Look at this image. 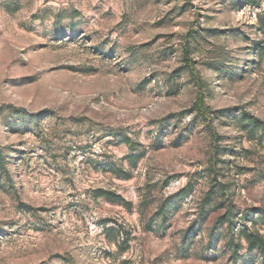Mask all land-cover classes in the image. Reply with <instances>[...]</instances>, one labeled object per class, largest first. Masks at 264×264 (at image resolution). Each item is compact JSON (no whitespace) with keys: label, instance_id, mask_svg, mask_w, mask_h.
Returning <instances> with one entry per match:
<instances>
[{"label":"rangeland","instance_id":"obj_1","mask_svg":"<svg viewBox=\"0 0 264 264\" xmlns=\"http://www.w3.org/2000/svg\"><path fill=\"white\" fill-rule=\"evenodd\" d=\"M263 15L264 0H0V264H262L239 232L264 234V138L238 118L264 122ZM200 93L209 127L189 113ZM129 155L128 178L108 171ZM227 207L250 221L232 232Z\"/></svg>","mask_w":264,"mask_h":264},{"label":"trees","instance_id":"obj_2","mask_svg":"<svg viewBox=\"0 0 264 264\" xmlns=\"http://www.w3.org/2000/svg\"><path fill=\"white\" fill-rule=\"evenodd\" d=\"M254 5H257V3H255ZM258 26H259V29L262 32H264V15L260 17ZM189 113H195L194 122L197 119H199L200 122H202L203 124L207 126L208 125L212 126V123L214 121L213 113H212L211 108L206 105L204 97L201 93L198 95V98L196 99V102L194 103L193 110L190 111ZM238 119H240L238 120L240 123L239 124L240 130L244 132L250 139H256L259 135V140H263L264 122L262 120H260L259 118L255 116H251L249 114H242ZM213 131L211 132V136L215 135V132ZM125 143H128L130 150L134 149L132 144H130L129 142H125ZM125 161H128L130 164H134L136 162V156L129 155L126 158H123L122 160L115 162V165H114L115 168H108V171L111 173H114L117 177L128 178L129 176H126L125 174L126 172L122 165V162H125ZM116 164L117 165L121 164V165L117 167ZM96 194L98 198H103L113 204H120L125 207H129L131 205L130 203L126 202V200L122 196L116 195L113 192H109V191L101 189V190H98ZM160 211H161V216L163 218H166L167 217L166 210L164 208L163 209L161 208ZM238 219H240V221L244 225L248 221H250L249 216L241 214V213L236 215L233 209H230L227 207L226 212L223 216V221L224 220L227 221L228 226H230V229L232 232H234L235 229H237ZM256 219H258L264 225V210L261 212V214L257 216ZM239 233H240L239 234L240 238H243L245 242L247 243L249 250L257 251L260 253L262 257V264H264V234H262L259 231H251L247 228L240 230ZM239 245H240V242L235 244L233 248V254H232L233 259L235 257V254L237 253V248L239 247Z\"/></svg>","mask_w":264,"mask_h":264}]
</instances>
